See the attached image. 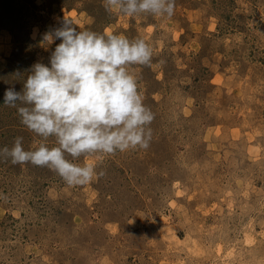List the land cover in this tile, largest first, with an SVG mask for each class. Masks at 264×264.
<instances>
[{
    "label": "rangeland",
    "instance_id": "374dc122",
    "mask_svg": "<svg viewBox=\"0 0 264 264\" xmlns=\"http://www.w3.org/2000/svg\"><path fill=\"white\" fill-rule=\"evenodd\" d=\"M63 19L152 46L151 65L130 69L152 139L77 187L0 158V264H264V0H176L170 18L0 0V147L39 142L3 96L14 73L47 62L42 34Z\"/></svg>",
    "mask_w": 264,
    "mask_h": 264
},
{
    "label": "clouds",
    "instance_id": "9594fccd",
    "mask_svg": "<svg viewBox=\"0 0 264 264\" xmlns=\"http://www.w3.org/2000/svg\"><path fill=\"white\" fill-rule=\"evenodd\" d=\"M104 3L129 17L170 18L176 0ZM40 46L50 50L47 62L37 60L25 73H14L23 78L8 83L3 96V104L17 110L39 142L26 149L23 137H16L11 147H0V158L47 167L77 187L105 175L97 171L104 157L150 146L155 116L144 103L137 74L130 71L152 63L153 48L145 39L78 30L63 19L42 34ZM14 81L21 83L19 91ZM81 157L94 158L79 163Z\"/></svg>",
    "mask_w": 264,
    "mask_h": 264
}]
</instances>
